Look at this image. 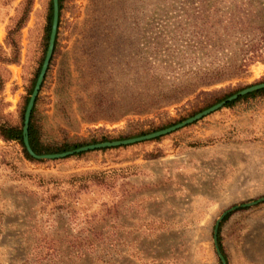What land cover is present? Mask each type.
Here are the masks:
<instances>
[{"label":"rangeland","instance_id":"374dc122","mask_svg":"<svg viewBox=\"0 0 264 264\" xmlns=\"http://www.w3.org/2000/svg\"><path fill=\"white\" fill-rule=\"evenodd\" d=\"M48 5L0 0V124L20 125ZM58 20L34 110L49 146L145 135L264 82V0H62ZM103 148L29 160L0 136V264H223L227 213L225 264H264V93Z\"/></svg>","mask_w":264,"mask_h":264},{"label":"water","instance_id":"95a60500","mask_svg":"<svg viewBox=\"0 0 264 264\" xmlns=\"http://www.w3.org/2000/svg\"><path fill=\"white\" fill-rule=\"evenodd\" d=\"M52 4H53V17H52V24H51V31H50V35H49V40H48V46H47V50H46V54L40 69V72L38 74V77L36 79L34 88L32 90V93L29 97V101L27 103L25 112H24V121H23V143L25 145V148L27 150V152L34 158L36 159H42V158H61V157H65L68 155H72L78 152H82V151H87V150H92V149H99V148H103V147H112V146H118V145H125V144H130V143H135V142H139V141H143V140H148L151 138H155L157 136H161L167 133H170L178 128H181L187 124H190L200 118H202L203 116L219 109L220 107H222L226 102L237 99L239 96L247 94L249 92H252L254 90H258L260 88H264V82L258 83V84H254L251 86H248L246 88H243L241 90H239L238 92L230 95L229 97H227L226 99L194 114L193 116H190L188 118H186L185 120L178 122L174 125H171L169 127L160 129L158 131H154L145 135H141V136H137V137H132V138H127V139H121V140H112V141H104V142H98V143H93V144H88V145H84L75 149H71V150H67V151H63L60 153H49V154H36L30 147L29 142H28V121H29V115L32 109V106L34 104L35 98L38 94V91L40 89L42 80L44 78V75L46 73L50 58H51V54L53 51V47H54V41H55V35H56V31H57V25H58V16H59V8H58V0H52ZM259 200H264V197L258 199ZM257 201H253L251 203H246L243 205H237L235 207L238 206H244V205H248V204H253L256 203ZM233 207V208H235ZM225 214V213H224ZM223 217V215L220 217V219ZM220 219L217 221L216 225H215V229H214V241L216 244V249L217 252L219 253V256L223 262V264H225V259L223 257V255L220 253L218 245H217V227H218V223L220 221Z\"/></svg>","mask_w":264,"mask_h":264},{"label":"trees","instance_id":"16d2710c","mask_svg":"<svg viewBox=\"0 0 264 264\" xmlns=\"http://www.w3.org/2000/svg\"><path fill=\"white\" fill-rule=\"evenodd\" d=\"M58 8H59V16H60V10L62 8V0H58ZM52 17H53V4H52V0H49V5H48V13H47V22H46V27H45V33H44V42H43V51H42V56L38 62V66L36 68V71L34 73V76L31 80V84L30 87L27 91V95L24 98V104L22 106V110H21V121H20V125H9L6 123H1L0 124V136L6 140V141H10V140H17L21 146H22V150L23 153L25 155V157L29 160H35L34 157H32L26 150L25 145L23 143V116H24V112L27 106V103L29 101V97L32 93V90L34 88L36 79L38 77V74L40 72L44 57H45V53L47 50V46H48V40H49V35H50V31H51V24H52ZM59 22V20H58ZM56 45V37H55V41H54V48ZM53 48V50H54ZM49 69V67H48ZM47 74V73H46ZM46 74L42 80L41 86L42 87ZM241 89H237L231 93H228L227 95H224L223 97H221L220 99H217V102L226 99L228 96L238 92ZM259 93H264V88H260L258 90H254L252 92H249L247 94L241 95L239 96L237 99L228 101L225 103V106H231L233 104H235L237 101L241 100V99H246L248 97H253L256 94ZM36 101H37V97L35 98L34 104L32 106L30 115H29V121H28V142L29 145L31 147V149L36 153V154H48V153H58V152H63V151H67V150H71V149H75L78 147H81L83 145H87V144H91V143H98V142H102V141H109L112 140L110 138H107L106 136H102L99 140L98 139H92L90 142L87 143H74V144H63L60 147L57 146H49L44 144L41 139H40V134H39V129L38 126L36 125L35 121H34V110H35V105H36ZM107 149V148H102V150ZM78 154H82V152L80 153H75L74 155H78ZM229 216V214L227 213L222 221H224L227 217ZM221 224H219L220 226ZM219 248L221 249V245L219 243Z\"/></svg>","mask_w":264,"mask_h":264}]
</instances>
